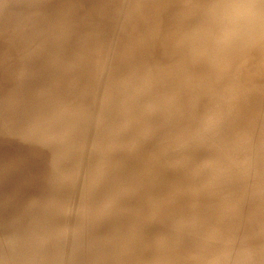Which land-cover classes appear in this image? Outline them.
<instances>
[{"label":"rangeland","instance_id":"rangeland-1","mask_svg":"<svg viewBox=\"0 0 264 264\" xmlns=\"http://www.w3.org/2000/svg\"><path fill=\"white\" fill-rule=\"evenodd\" d=\"M263 10L0 0V264H264Z\"/></svg>","mask_w":264,"mask_h":264},{"label":"bare ground","instance_id":"bare-ground-1","mask_svg":"<svg viewBox=\"0 0 264 264\" xmlns=\"http://www.w3.org/2000/svg\"><path fill=\"white\" fill-rule=\"evenodd\" d=\"M160 1H161V0H160ZM226 6H227V5H226ZM227 7H228V6H227ZM247 7H248V6H247ZM263 11H264V10H263ZM236 12H237V11H235V13H236ZM242 12H243V11H242ZM211 16H212V15H211ZM208 18H209V17H208ZM205 20H206V19H205ZM262 22H263V21H262ZM204 29H205V28H204ZM200 30H201V29H200ZM195 32H197V31H195ZM203 32H204V31H203ZM188 33H189V32H188ZM182 34H183V33H182ZM180 35H181V34H180ZM186 35H187V34H186ZM194 36H195V34H194L191 38H193ZM196 36H197V35H196ZM182 37H183V36H182ZM194 38H196V37H194ZM181 39H182V38H181ZM184 40H186V39H184ZM190 40L193 41L194 39H190ZM197 40H198V39H197ZM188 41H189V39H188ZM201 42H202V41H201ZM211 42H213V41H211ZM186 43H187V42H186ZM195 43H196V42H195ZM208 43H209V42H208ZM201 44H202V43H201ZM259 44H260V43H259ZM185 45H186V44H184L183 46H185ZM196 45H197V43H196ZM207 45H208V44H207ZM207 45H206V46H207ZM172 46H173V45H172ZM192 46H193V44H192ZM211 46H212V45H211ZM215 46H216V45H215ZM181 48H182V46H181ZM181 48H179L180 51H181ZM185 48H187V47H185ZM185 48H184V49H185ZM189 48H190V47H189ZM199 48H200V46H199ZM190 49H191V48H190ZM187 50H189V49L187 48ZM187 50H185V51H186V57H187V55H188L189 58H186V59H188V61H189V60L193 57V56H192V53H193V52H191V50H190V55H191V56H189V54H187L189 51H187ZM176 51H177V50H176ZM172 52H174V50H172ZM182 52H184V51L182 50ZM228 52H229V49H228ZM163 53H164V52H163ZM174 53H176V52H174ZM170 54H171V53H170ZM182 54H183V53H182ZM193 54H194V53H193ZM184 55H185V53H184ZM194 55H195V54H194ZM222 56H223V55H222ZM184 57H185V56H183L182 60L184 59ZM223 57H224V56H223ZM173 58H174V57H173ZM186 59H185V60H186ZM182 60H181V62H180V60L178 61V63H182V67H181V65H180V67H179L180 69H181V68H182V69L184 68V67H183V64H184V63L182 62ZM186 61H187V60H186ZM59 62H60V61H59ZM174 63H175V62H174ZM174 63H172V64H173V67H175V66H174V65H175ZM185 64H186V63H185ZM177 66H179V64H178ZM176 68H177V67H175V69H176ZM179 68H177V70H178ZM169 69H170V68H169ZM182 69H181V70H182ZM170 70H174V69L171 68ZM177 70H176V71L174 70V71L176 72V74L173 73L174 71H173V72H170V73H172V75L174 74V76H172V77H175V76L177 75ZM166 71H167V70H166ZM168 71H169V70H168ZM160 74H161V73H160ZM178 74H179V72H178ZM259 74H260V73H259ZM170 76H171V74H170ZM161 78H162V74H161ZM170 78H171V77H170ZM178 78H179V76H178ZM174 79L176 80L177 77H175ZM174 79H173V80H174ZM171 80H172V78H171ZM173 80H172V81H173ZM180 81H181V80H180ZM180 81H179V82H180ZM173 82H174V81H173ZM179 82L176 81V82L174 83L175 86H176V84L179 83ZM181 82H182V81H181ZM187 82H188V80H187ZM0 86H1V85H0ZM2 86H3V85H2ZM3 87H5V86H3ZM3 87H2V88H3ZM155 87H156V86H155ZM184 88H185V87H184ZM4 89H5V88H4ZM219 89H220V88H219ZM5 91H6V90H5ZM186 91H187V90H186ZM186 91H184V92H186ZM201 92H202V91H201ZM180 94H181V93H180ZM200 94H201V93H200ZM3 95H4V92L2 93V97H3ZM7 97H8V96H7ZM137 108H138V107H137ZM45 110H47V109H45ZM47 111H48V110H47ZM48 112H49V111H48ZM41 113H42V112H41ZM129 116H130V115H129ZM127 117H128V115H127ZM127 117H126V118H127ZM133 117H134V116H133ZM128 118H129V117H128ZM6 119H7V118H6ZM124 119H125V118H124ZM130 119H131V116H130L129 120H130ZM121 123H122V121H121ZM16 129H17V128H16ZM3 130H4V129H3ZM13 131H14V130H13ZM1 132H2V131H1ZM3 132H5V130H4ZM3 132H2V133H3ZM3 135H6V133L3 134ZM0 136H1V135H0ZM159 242H160V241H159ZM46 256H47V255H46ZM48 257H49V256H48ZM40 264H42V262H41Z\"/></svg>","mask_w":264,"mask_h":264}]
</instances>
